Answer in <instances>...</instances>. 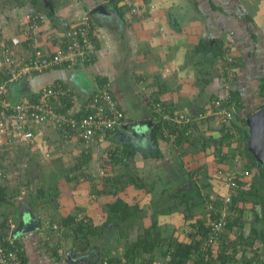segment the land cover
Returning a JSON list of instances; mask_svg holds the SVG:
<instances>
[{"label": "crops", "instance_id": "0c3cea01", "mask_svg": "<svg viewBox=\"0 0 264 264\" xmlns=\"http://www.w3.org/2000/svg\"><path fill=\"white\" fill-rule=\"evenodd\" d=\"M123 1L117 0V3L113 4V0H66V6L62 5L59 8L54 0H50L54 14L47 16L48 23L44 25L42 33L52 29H63L79 14L88 11L95 24L98 54L87 66L82 64L70 69L54 68L35 72L33 76L13 83L8 88V95L16 99L28 98L44 83L57 80L69 83L78 93L77 101L82 102L81 99L98 85L97 77H105L111 82L112 92L125 114V122L118 127L108 144L134 152L132 158L134 164L131 165L137 169L138 175L141 174L146 179L152 173L151 169L154 168L149 166L156 160L148 156V152L155 153L156 149L163 154V158L155 162L164 164L160 168L155 167L160 174H163L162 169L170 168L169 161L175 162L177 157L183 160L182 163L187 169L191 167L198 169L202 165L205 169L214 168L216 164L213 161V146L206 150L199 149L200 143L199 146H188L185 142L179 146L174 145L172 140L165 141L159 136L154 142L151 105L156 99H161L170 108L188 115H196L203 104L214 96L221 83L219 70L221 60L214 57L210 51L202 50L201 43L208 40V43L213 44L214 39H223L226 46L223 55L233 53L240 58V64L236 69L235 88L241 98L242 113L259 108L263 103L264 94V91L263 93L261 91L264 79V0H129V3ZM100 4L104 5L91 12ZM122 4L126 6L120 9L119 6ZM20 5L9 8L4 14L0 13V54L2 43L13 38L22 40L20 44L14 46L17 52L25 51L28 45L25 44V34L20 27L24 14L32 10L46 11L44 0H38L34 6L29 0H23ZM64 7H67V10ZM16 92H19L18 96L13 97L12 93ZM140 120H152L153 124L137 130L136 133L124 127L128 123ZM32 129L36 145L27 148L31 156H37L34 155V150L41 153L42 157L48 152L51 159L65 158L69 155L62 152L64 147L59 145V136L53 127L34 124ZM220 129L214 119L203 127L202 134L216 139L222 135ZM74 141L76 140L70 143ZM14 145L19 147L17 143ZM221 151L228 155L223 168L239 171L248 169L249 161L247 163L245 156H240V162L235 160L236 153L232 145L224 143ZM182 152L184 154L181 156ZM2 163L5 165L4 159ZM118 167L114 166L111 174H118L119 171L116 170ZM254 168L252 169L255 175L252 177L260 178L261 181L258 170ZM3 170L0 169L1 172ZM92 176L96 177L95 173ZM6 177L9 180L12 177L10 169ZM53 180L49 178L46 193L42 198L33 196V202L30 198L27 200L29 196L25 195L26 187L19 185L21 192L15 199L16 204L8 209L12 211L7 219L8 226L0 231L2 236L13 235L12 232L21 217L20 208L23 209V214L29 211L38 219L40 226L35 231L14 236L22 246L25 264H67L68 254L70 257L76 255L74 259L81 261V264H95L97 255L95 250L87 248L82 252L77 249L75 245L80 241L74 238L69 240L67 232L70 226L63 223V219L73 215L76 219L83 218L97 226L98 218H103L104 215L107 219V214L102 208L104 204H101L98 198L106 200L107 202L104 201L106 204L120 198L129 205L145 206L147 209L142 221L145 225L152 221L149 207L151 194L142 189L130 185L119 195L105 196L89 194L88 180L78 183L87 192L73 187L70 192L66 180L60 178ZM181 181L180 179L174 183L179 185ZM38 182L35 189H40V180ZM95 182L96 189H101L100 182L98 184L97 179ZM10 185L17 186L12 182ZM52 188L56 192H53ZM191 188L189 182L181 185L180 189L186 191ZM214 190L220 194L226 192L221 185H214ZM196 208L194 212L203 211L202 207ZM0 210L3 213L8 212L7 208ZM260 210L262 212V209ZM260 210L258 206L254 207L256 213H260ZM246 215L248 216L242 229L244 238L250 233L251 222L258 230L264 227L262 222L264 210L260 218L254 217L252 213ZM2 216L0 215V218ZM157 220L160 225L172 228L180 226L184 219L183 214L177 211L159 214ZM238 232L225 229L222 235L226 242L231 241L229 245H233L232 242L238 238ZM136 234L131 232V237H135ZM243 247V253L249 258L252 253L250 246ZM156 250L151 252H157ZM226 264L243 263L242 259H239Z\"/></svg>", "mask_w": 264, "mask_h": 264}, {"label": "trees", "instance_id": "16d2710c", "mask_svg": "<svg viewBox=\"0 0 264 264\" xmlns=\"http://www.w3.org/2000/svg\"><path fill=\"white\" fill-rule=\"evenodd\" d=\"M31 4H37L38 0H29ZM112 1V0H111ZM23 0H0L2 6L4 8H13L16 6H21ZM117 3V0H113V4ZM52 4V3H51ZM34 6V5H33ZM126 6L122 4L121 7ZM3 10V8H2ZM44 11L46 16H52L50 10L45 8ZM88 12V11H87ZM1 13V11H0ZM135 14V13H134ZM97 40V36L95 37ZM208 40H204L201 43V48L204 51H210L211 54L219 60H221L222 65L226 66L225 69L221 70L220 77L221 83L219 87L214 92V96L211 97L207 102L203 104L201 107V111L209 113L204 121H199L197 123H185V124H177L170 121V119L162 118V115H159V112H155V104L162 103L164 113H169L172 116L175 109L170 108L166 103L161 101V99H156L151 105L152 107V115L154 119V124L152 127V139L155 140L159 136L161 139L165 141H169L170 138L167 135L163 134V129L165 126L169 129L170 133L173 134V143L174 145H183L185 142L189 146H195L200 143L199 149L206 150L209 146L212 147V152L214 154V163L216 166H213L212 169H205V166L202 165L198 169L189 168L187 169L184 165L183 160L179 157L175 159V162L169 161L168 165L170 168L162 169L163 174L158 173L156 169H151L152 173L149 174L148 177L143 178V175H138L137 169L131 168L133 153L132 151H125L122 149L115 148V150H111L109 146L108 150H105L101 153V164L97 165L96 171L98 172V176L100 179V184L102 185L101 189H96V184L94 185L95 194L101 195H119L125 188L132 185L137 189H142L146 193L151 194L150 205L151 208V219L147 225H145L142 221L144 214L146 213L147 207H139L138 204L129 205L124 200L117 198L112 203H107L103 205V209L107 214V219L110 221L112 217H115V221L121 222L122 225L127 224L128 231H124L122 236L119 239H116L115 244L110 243L108 246L103 247L101 244L89 245V237H98L101 232L108 228V226L101 227L93 226L91 223L81 219H76L75 216L71 215L63 219V223H66L68 226L72 227L74 233V239H85V244L75 245L77 249H80L82 252L86 251L87 246L96 250V262L95 264H103L102 261L105 257H112L114 261L125 260L127 262L136 261L138 264H193L195 259V255L198 251L199 244L202 239L205 237L208 229L210 228L212 221L214 218L220 215V209L224 204V196L225 193H217L214 190V185H219L217 180L219 179L217 176V172L219 170H230L227 168H223L222 166L226 162L228 155L226 152H222L221 148L224 143L232 145L235 153H240L241 156H245L247 158V163L249 161L248 169H241L237 174V178L235 179L237 186L230 190L231 202L228 204V213H227V221L225 227L222 229L220 234V244L221 248L215 250L213 258L208 262V264H226V262H231L235 260L242 259L243 264H264V227L258 230L257 227L252 226L250 233L244 238V234L242 229L245 225L246 215L247 213H252V215L257 218H260L263 214L264 210V194L260 192V185L264 186V163L259 161L251 151L248 149V130L246 127L242 126L244 120L249 116L251 112L258 109L247 110L242 113L243 106L241 105V98H239L237 89L235 88L237 72L236 69L240 64V58L237 54L229 53L227 56H224L223 53L225 51V42L223 39H214V43L210 44L207 42ZM11 42V41H9ZM28 40L26 41V46L28 45ZM228 48V46H227ZM96 58V57H95ZM94 58V59H95ZM94 59L84 62H79L77 65H89ZM76 65V66H77ZM238 65V66H237ZM67 69L65 66L57 67ZM2 73L0 74V78H2ZM4 77V76H3ZM229 77L231 80H229ZM106 81H109L105 77H97V84L100 85ZM73 90V93L76 94V90L67 83ZM228 84L229 88L225 89L224 85ZM96 85V87L98 86ZM94 87L92 91L96 88ZM227 90L229 98L224 102V106H226L232 113L231 119V127L233 130L237 132L236 140H232L231 134L227 133L224 128H221L222 132L221 137L213 139L211 137H206L202 134L203 127L207 126L212 120L215 119V116L211 113V104L210 101L221 93V90ZM91 91V92H92ZM261 91H264V79L261 85ZM90 92V93H91ZM226 92V91H224ZM89 94H87L83 99H81L84 104L88 101ZM78 94V93H77ZM9 98L11 95H8ZM263 103L264 105V94ZM28 98H35V94H31ZM12 100H17L16 98H12ZM55 110L60 114L69 115V112H74L76 118H79L85 114L84 110H78L75 112V109L78 107L70 96L61 99L60 104H54ZM242 106V107H241ZM260 106V107H261ZM259 107V108H260ZM192 118L193 114L190 115ZM32 126H27L28 129L32 130ZM51 126V125H48ZM55 129L56 133L59 136V145L64 147V144L69 143L72 140H76L78 144L71 149L63 148V153H68L69 155L74 156L75 162L69 166H64L63 164L58 166L57 175L62 173V177L65 178L67 182H73L78 184L83 180L93 179L92 175L95 169L91 166V160L93 154L92 145H85L81 139L73 137L74 130L70 126L65 127V131L60 127L51 126ZM199 128V130H198ZM187 131V133H186ZM115 134V133H114ZM113 134V136H114ZM66 135V137H65ZM113 136L108 137V139H112ZM75 138V139H73ZM157 141V140H156ZM95 142V141H94ZM82 143L84 145H82ZM93 143V142H92ZM91 143V144H92ZM103 144L104 142H98ZM241 144V145H240ZM23 146V145H22ZM25 154L27 156V161L23 164V169H28L32 167V169L37 168L39 161H37V156H31L29 153L27 146ZM9 147L5 146L4 152L0 154V169H4L1 172L0 176V208L11 209L16 204V197L20 194V186L11 187L9 184V179H7V171L11 169L7 168L2 163L4 159V155H6L9 151ZM3 150V149H2ZM8 150V151H7ZM198 151V149H196ZM184 153H181V156ZM235 155V154H234ZM150 156L158 162L159 159L163 158V154L159 149L155 150V153L150 154ZM148 158V157H147ZM236 160V159H235ZM37 161L35 165H31V162ZM238 161V160H237ZM236 161V162H237ZM175 163V164H174ZM17 166V162L14 161L12 166ZM31 165V166H28ZM118 165L122 172H119L117 175L111 174V169L113 170L114 166ZM158 165V164H157ZM155 166L160 168L164 166V164H160L159 166ZM220 165V166H219ZM13 166V167H14ZM192 166V165H191ZM28 167V168H27ZM46 165L45 168H47ZM50 167V166H49ZM254 169L258 170L260 177L262 178L263 183L259 180L256 181L252 176L255 175ZM15 168V167H14ZM40 168V167H39ZM8 169V170H7ZM44 169V168H43ZM51 169V167H50ZM102 170L103 174L100 175L99 171ZM139 170V169H138ZM233 170V169H232ZM91 172V174L89 173ZM95 171V172H96ZM155 171V172H154ZM243 171H247L248 174L244 175ZM76 172V173H73ZM96 172V173H97ZM18 175H16L17 177ZM97 179V178H96ZM182 180L179 185H175V181ZM260 179V178H259ZM3 180V181H2ZM20 183V185H24L26 189L29 187L26 184L32 183L28 179H25ZM21 182V181H20ZM175 182V183H174ZM191 183L192 190L186 189L181 190V185L185 183ZM264 187H261L263 189ZM192 192H187V191ZM56 192V190H53ZM46 193L45 189L40 186V189H36V192L29 191L31 202H33V196L37 198H42V195ZM56 194V193H54ZM214 195L213 199H210V195ZM30 202V203H31ZM182 204V206H181ZM212 204V208L209 209L208 205ZM258 206L259 210L262 209V212L254 211V207ZM196 207H202L203 211L194 212ZM232 209H235V213H230ZM180 212L183 214V222L180 226L177 227H168V225H160L157 220V216L159 214H164L165 212ZM261 211V210H260ZM12 213L11 210L5 211L4 213L0 210V215H3L0 218V228L5 229L8 226V216ZM107 220V221H108ZM252 221H254L252 219ZM125 222V224H124ZM113 226L110 225L109 228ZM235 227V230H233ZM121 229H124L122 227ZM225 229L234 231H239L238 238L235 242H232L233 245H229L230 242H226L223 238V231ZM136 232L135 237H131V231ZM175 231H178L176 234ZM128 233V235H127ZM245 239V240H244ZM119 240V241H118ZM17 246L20 247V258L22 264H25V257L22 251V246L20 243L15 240ZM243 245L250 246L252 251L249 258L246 257V254L243 253L244 247ZM72 246V247H75ZM88 247V248H89ZM231 247L232 253L227 251V248ZM154 249H157V252H151ZM121 253V254H116Z\"/></svg>", "mask_w": 264, "mask_h": 264}, {"label": "built area", "instance_id": "2783aa9c", "mask_svg": "<svg viewBox=\"0 0 264 264\" xmlns=\"http://www.w3.org/2000/svg\"><path fill=\"white\" fill-rule=\"evenodd\" d=\"M129 3V0H124ZM48 23V18L44 11H28L20 23L22 32L25 34V41L28 40V48L25 51L17 52L15 45L22 40L13 38L11 42H3L1 46L0 73V150L7 144L20 143L33 148L36 145L35 134L27 126L34 124L51 125L62 128L70 126L74 130L73 137L81 139L85 145L92 142H107L108 137L113 136L118 127L125 122V114L120 104L112 92V84L106 81L98 85L89 95L88 101L78 102L76 94L72 88L63 81H52L44 83L33 94L35 98H21L12 100L8 96V88L21 78H27L29 73L42 72L47 69H54L65 66L67 69L75 67L79 62H86L94 59L98 54L97 33L95 24L88 12L79 14L69 25L63 29H52L42 33L44 25ZM41 37V38H40ZM24 75V76H23ZM229 80L230 77H229ZM229 88L228 84L224 85ZM226 91V92H224ZM70 96L72 101L78 106V110H84L83 116L76 118L74 112L69 115L60 114L55 110L54 104H60L61 99ZM229 98L227 90L222 89L218 96L211 101V113L215 116L220 128L236 140L237 132L231 127L232 113L224 106V102ZM162 104V103H161ZM160 103L155 104L154 111L162 118L170 119L177 124L193 123L204 121L209 113L199 111L192 118L183 111L174 110L172 116L164 113ZM187 133V131H186ZM163 134L173 140V134L165 126ZM66 137V135H65ZM73 138V139H75ZM115 146L110 147L115 150ZM0 152V154H1ZM45 156H49L46 152ZM241 154L236 153V160L240 162ZM237 170H219L217 172L219 185L226 189L224 204L220 209V215L213 219L205 237L199 244L198 251L194 257L193 264H208L213 258L215 250L221 248L220 234L226 225L228 204L231 202L230 190L237 186ZM242 173V172H239ZM102 175L103 171L100 170ZM247 175V171H243ZM1 176V171H0ZM215 196L210 195V199ZM212 208V204L208 205ZM230 209V208H229ZM232 209L230 213H235ZM81 216V215H80ZM1 231V228H0ZM12 235H0V264H22L20 258V247L17 246ZM232 253L231 247L227 248ZM121 254V253H116ZM103 264H138L136 261L127 262L125 260L114 261L112 257H105Z\"/></svg>", "mask_w": 264, "mask_h": 264}, {"label": "rangeland", "instance_id": "374dc122", "mask_svg": "<svg viewBox=\"0 0 264 264\" xmlns=\"http://www.w3.org/2000/svg\"><path fill=\"white\" fill-rule=\"evenodd\" d=\"M65 1L66 0H54V2L56 3V5L59 7V8H61V6L62 5H64V6H66L65 5ZM68 1V0H67ZM120 2H122V1H120ZM119 2V3H120ZM70 6V4H68V7ZM2 8H3V10H2ZM64 9L65 10H67V7H64ZM63 9V10H64ZM57 10V9H56ZM55 10V11H56ZM0 11H1V14H4L5 12H8V10H7V8H4L3 6H2V3H0ZM3 12V13H2ZM221 63V62H220ZM2 66V64H1V59H0V67ZM225 65L223 66V65H221V67H220V69L219 70H223V69H225ZM220 72V71H219ZM34 74L33 73H29V76L31 77V76H33ZM24 76V75H23ZM21 81H22V78H21ZM17 82V81H16ZM18 94H19V92H16V93H12V96L13 97H17L18 96ZM215 121L217 122V120L215 119ZM111 140L109 139V141H107V142H104L103 144H101V143H98V142H93L92 144H90V145H92V147H93V154H94V156H92V162H91V166L93 167V168H95V169H92L93 171H94V173H95V175L96 176H98V172L96 171V167H97V165H98V167H99V165L101 164V155L100 154H98L99 152L101 153V152H103V151H105V150H108L109 149V142H110ZM75 144H78L77 143V141H74L73 143H67V144H65L64 145V147L66 148V149H71V148H73L74 146H75ZM17 145L19 146V147H17L16 145H14L13 143L12 144H7V145H3L2 146V153L5 151L4 150V148H5V146H8L10 149H9V151H8V153L6 154V155H4V161H5V165L7 166V168H11L10 169V171H12V177H10V182H12V184L13 185H20V183H22L23 181H26L25 179H28L29 181H32V183H30V184H26V186H28L29 188L28 189H26L25 188V190H26V193H25V195L26 196H29L30 197V194H29V191H32V192H36V189H35V185L36 184H38L39 182V180H40V186L41 187H45L44 189H47V186H48V181H49V178H52V179H56V178H60V179H62V180H64L65 181V178H63L62 177V173H61V175L60 174H58L57 175V170L58 169H56L58 166H60V165H64V166H69V165H71L72 163H74L75 162V160H74V156H72V155H67V157H65V158H60V157H57V158H53V159H51V158H49V156H45V157H42V155H41V153H39V152H37L36 150H34V155H37V159L40 161V164H38V167L37 168H34V169H32V167H27L28 169H23V168H25V166L23 167V164H20V163H25L28 159H27V156H26V154H25V151H26V147H24V145L22 146V144L21 145H19V143H17ZM78 145H80L81 146V144H78ZM82 145H84L83 143H82ZM112 146V145H111ZM199 146V145H198ZM149 151V150H148ZM150 154H153V152H148V156H150ZM2 155V154H1ZM50 155V154H49ZM51 157H52V155H51ZM151 157V156H150ZM153 160H155V159H153ZM14 161H16L17 162V166H12V163L14 162ZM36 162L37 161H34V162H31V165H35L36 164ZM156 162V161H155ZM153 163V164H150V166L149 167H152V168H155V166L157 165L156 163ZM161 164V163H160ZM159 163H158V165L157 166H159L160 165ZM175 164V163H174ZM31 165H28V166H31ZM46 165H48V167L47 168H45L46 167ZM51 167V169H50V167ZM133 164L131 165V168H133ZM147 166V167H148ZM40 167V168H39ZM44 168V169H43ZM119 169H116L117 170V172L119 171V172H122L121 171V169H120V167H118ZM114 170V169H113ZM97 173H96V172ZM73 173H76V172H73ZM89 173L91 174V172L89 171ZM14 174H15V176H14ZM16 175H18L17 177H16ZM112 175H117L116 173H114V174H112ZM94 179H90V180H88V182H90V184L88 183V185H89V187H88V192H89V194H91V193H93V191H95V187H94V185L96 184V182H95V179L97 178V183L98 182H101L100 181V179H99V177H95V176H92ZM53 180V181H54ZM257 180H259V179H256V181ZM21 181V182H20ZM10 182H9V184H10ZM67 182V181H66ZM259 182H260V180H259ZM68 184H67V186H68V189L70 190V192H71V188L73 187L74 189L76 188V189H80V191H82V192H84V191H86V189H84L83 188V186L81 185H78V184H75V183H73V182H67ZM261 183H263V181L261 180ZM99 184V183H98ZM46 185V186H45ZM23 186H25V184L23 185ZM96 187H97V185H96ZM261 187H264L263 185H260V192L262 193V194H264V188L263 189H261ZM52 191H53V188H52ZM87 192V191H86ZM187 192H192V191H187ZM106 196V195H105ZM104 198V197H103ZM29 198H27V200H28ZM98 201L101 203V204H104V205H106V203L105 202H107L106 200H104V199H102V198H98ZM105 201V202H104ZM181 206H182V204H181ZM103 208V207H102ZM100 209V208H99ZM195 209H197V208H195ZM261 212V211H260ZM101 214V213H100ZM100 214H99V216H100ZM146 214V213H145ZM144 214V215H145ZM102 217V216H101ZM108 219H106L105 218V216L103 215V218H98V220H96V224H97V226L96 227H101L102 225H105L104 227H106V226H108V228H105L102 232H101V234H100V236H98V237H89V239H87V241H89V245L91 246V245H94V244H101V245H103V247H106V246H108V244H110V243H113V244H115V241H117L116 239H119V237L120 236H122V234H120L119 235V233H124V231H128V233H130L129 232V230H128V228H127V224H125V222H124V224L125 225H122L121 224V222H118V220H117V222L115 221L116 219H115V217L113 216L112 217V219L109 221H107ZM99 221V222H98ZM248 222V221H247ZM263 224H264V218H263ZM144 223V222H143ZM110 225H112L113 227V229H110L109 228V226ZM72 227H74V226H72ZM72 227L70 226V228L68 229V235L70 236L69 237V240L70 239H73L74 238V233H73V229H72ZM122 227H124V229H121ZM134 230H132L131 232H133ZM128 233H127V235H128ZM121 238V237H120ZM80 240H78L77 239V241H80V243L79 244H81V245H83V244H85V239L83 240V239H81V237L79 238ZM76 240V239H75ZM120 240V239H119ZM118 240V241H119ZM121 242H123L122 240H120ZM89 246H87V248H88ZM90 248V247H89ZM96 251V250H95Z\"/></svg>", "mask_w": 264, "mask_h": 264}, {"label": "water", "instance_id": "95a60500", "mask_svg": "<svg viewBox=\"0 0 264 264\" xmlns=\"http://www.w3.org/2000/svg\"><path fill=\"white\" fill-rule=\"evenodd\" d=\"M103 5L104 4H100L97 7H94L91 12L96 11ZM44 7L49 8L51 12L54 11L50 0H44ZM152 124V120H140L128 123L124 125V127L129 128L136 133L137 130L142 129L143 127H150ZM242 126L246 127L248 130V149L251 151L253 156L264 163V105L251 112L242 123ZM19 213L21 214V217L12 232L13 236H16L17 234L29 233L39 228L40 223L38 219L32 216L29 211L27 214H23V209L20 208ZM75 256L76 255L70 257L68 254L67 264H81V261L74 259Z\"/></svg>", "mask_w": 264, "mask_h": 264}, {"label": "clouds", "instance_id": "9594fccd", "mask_svg": "<svg viewBox=\"0 0 264 264\" xmlns=\"http://www.w3.org/2000/svg\"><path fill=\"white\" fill-rule=\"evenodd\" d=\"M240 154V153H239ZM237 171H239V170H237ZM16 239V238H15Z\"/></svg>", "mask_w": 264, "mask_h": 264}]
</instances>
